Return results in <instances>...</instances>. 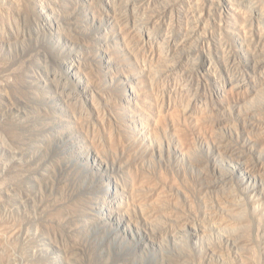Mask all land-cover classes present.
Masks as SVG:
<instances>
[{
	"label": "rangeland",
	"instance_id": "374dc122",
	"mask_svg": "<svg viewBox=\"0 0 264 264\" xmlns=\"http://www.w3.org/2000/svg\"><path fill=\"white\" fill-rule=\"evenodd\" d=\"M263 91L264 0H0V264H264Z\"/></svg>",
	"mask_w": 264,
	"mask_h": 264
},
{
	"label": "bare ground",
	"instance_id": "6f19581e",
	"mask_svg": "<svg viewBox=\"0 0 264 264\" xmlns=\"http://www.w3.org/2000/svg\"><path fill=\"white\" fill-rule=\"evenodd\" d=\"M181 1V0H180ZM182 1H184V2H189L190 0H182ZM159 4V3H158ZM173 5V4H172ZM175 5V4H174ZM169 6H171V5H169ZM168 7V6H167ZM172 7V6H171ZM176 8H174L176 11H177V13H179L180 14V16H181V14H183V13H185L184 12V9H182L180 6H175ZM164 9V8H163ZM169 9V8H168ZM165 10H166V8H165ZM164 10V11H165ZM186 10V9H185ZM159 11V10H158ZM168 11V10H167ZM166 12V11H165ZM164 12V14H166ZM186 16V15H185ZM181 17H183V16H181ZM185 21V20H184ZM197 34V33H196ZM202 34V33H201ZM207 37V36H206ZM199 38V37H198ZM203 39V38H202ZM203 40H205V39H203ZM211 72V71H210ZM209 74V73H208ZM211 74H212V72H211ZM257 80H255V82H256ZM209 83V82H208ZM258 84V83H257ZM220 85H221V82H220ZM263 93H264V91H263ZM259 96V97H258ZM257 96V99H255V100H252L253 102H252V105H255L256 107H259V108H262V107H264V94H262V92L260 93V95H258ZM213 101V100H212ZM250 106V105H249ZM249 106H247V107H249ZM248 108H246V110H247ZM214 110V109H213ZM235 111V110H234ZM243 113H245V112H243ZM246 114V113H245ZM241 115V114H240ZM126 124H124L122 121H121V118H120V116L119 115H117V117H116V120L114 121V123H112L111 125H110V129H111V132L112 131H115V136L117 137V138H119L120 140H122L123 142H125V145H126V148H129V149H131L132 150V152H133V155H134V158H137V159H139V161L138 162H140L141 163V158L139 157V156H142L143 155V153L144 152H149V150H148V148L144 145V143L140 140V139H138V138H136L135 136H133V135H131L130 133H131V131H129V129L127 128V127H124ZM186 126H187V128H189L190 129V127L188 126V125H190V123L188 124V122H187V124H185ZM137 125H135L133 128H135ZM176 126V125H175ZM184 126V125H183ZM130 127V126H129ZM177 127V126H176ZM194 127V126H193ZM192 127V128H193ZM180 128H182V129H179V127H177L176 129H174V130H177V129H179V131L181 130V132L183 131V127H180ZM186 128V127H185ZM195 128V127H194ZM191 130V129H190ZM167 132H169V131H167ZM170 132H171V130H170ZM169 132V133H170ZM186 132V131H185ZM188 132V131H187ZM191 132V131H190ZM197 133V132H196ZM264 133V132H263ZM167 134V133H166ZM171 134V133H170ZM168 136H170V135H168ZM185 137V136H184ZM183 136L181 137L183 140V143L185 144V145H187L188 146V144H189V149L191 148V146L193 145H190L191 143H188V141H187V139H185ZM186 138H188V139H190L189 137H186ZM106 139H107V143H108V151H112L113 150V146H114V144H115V142H116V138L115 137H111V138H107L106 137ZM196 139V138H195ZM191 141V140H190ZM192 141H193V139H192ZM204 141V140H203ZM198 142V141H197ZM160 142L158 141L157 142V145L159 144ZM193 143V142H192ZM154 144H156V143H154ZM156 145V146H157ZM197 145V144H196ZM194 147V146H193ZM195 147H197V146H195ZM194 147V148H195ZM201 149V148H200ZM195 150V149H194ZM197 151H198V149H196ZM195 150V151H196ZM191 152L193 151V150H190ZM106 155L107 156H110V153L109 152H106ZM190 157L192 158V162H193V164H196L197 163V161H199L200 159H202V158H204L205 156L203 155V153H201V152H193L192 154L190 153ZM167 158V157H166ZM140 163L138 164V166H137V169L140 167ZM143 166H145L144 167V171L146 172V173H148L151 177H153V178H155L156 176H157V169L159 168V166H160V164H159V162L157 161V160H155V159H152L150 162H148V161H146V163H144V164H142V167ZM202 173H203V171H202ZM198 176V178H200L199 177V173H198V171H196L195 173H193L192 174V176ZM203 177V176H202ZM137 178H140V176H137L135 179H137ZM121 181L124 183V180L123 179H121ZM137 181H139V180H137ZM196 181H194L193 180V183H191L190 181H189V177H187L184 181H177V182H174V184H176V185H178V186H181V187H183V188H185L186 190H187V193H186V197H187V203H188V205H186V208H185V212H191V211H193V209H194V211H195V209L198 207V204L200 203V200H201V195H200V191H198L197 189H195L194 188V186H199L200 184L199 183H195ZM135 186V185H134ZM198 192V193H197ZM198 198H200V200L198 201L197 199ZM114 199H107V202H109V205H113V201ZM203 200V199H202ZM201 200V201H202ZM199 202V203H198ZM203 202V201H202ZM110 203H112V204H110ZM203 204V203H202ZM200 206V205H199ZM199 208V207H198ZM201 209V208H200ZM199 209V210H200ZM198 210V209H197Z\"/></svg>",
	"mask_w": 264,
	"mask_h": 264
}]
</instances>
